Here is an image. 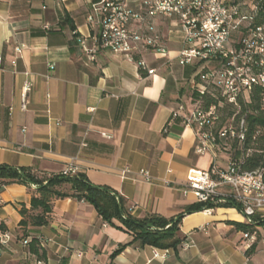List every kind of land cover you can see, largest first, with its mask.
Listing matches in <instances>:
<instances>
[{
    "label": "crops",
    "instance_id": "obj_1",
    "mask_svg": "<svg viewBox=\"0 0 264 264\" xmlns=\"http://www.w3.org/2000/svg\"><path fill=\"white\" fill-rule=\"evenodd\" d=\"M96 1L0 0V165L28 168L42 178L71 162L92 184L116 191L135 218L181 215L182 241L176 250L133 241L117 220L104 221L90 203L54 198L48 223L28 231L43 239L41 264H264V218L245 238L229 223L244 222L232 209L188 211L197 203L184 192L188 170L212 164L209 153L195 151L194 128L171 118L179 103L191 105L195 64L169 61L148 48L135 58L144 59L152 74L124 54L104 49L87 60L79 39L91 33L86 15ZM128 5L142 9L137 0ZM155 22L175 56L185 46L182 31L173 18L160 16ZM26 79L32 89L21 110ZM219 159L226 157L220 152ZM124 168L131 171L125 177ZM139 169L153 180H143ZM165 179L173 183L165 185ZM37 187L13 182L0 190V232L10 235L0 264H37L19 229L20 209L30 210ZM59 189L67 191L70 184ZM252 244L255 249L247 255ZM154 249L169 252L153 257Z\"/></svg>",
    "mask_w": 264,
    "mask_h": 264
},
{
    "label": "built area",
    "instance_id": "obj_2",
    "mask_svg": "<svg viewBox=\"0 0 264 264\" xmlns=\"http://www.w3.org/2000/svg\"><path fill=\"white\" fill-rule=\"evenodd\" d=\"M137 1L141 10H133L128 5L130 0L92 3L86 15L91 33L79 39L83 53L89 61L96 59L100 49L124 54L148 74L154 69L148 68L144 59L135 58L142 48L166 56L169 61L175 59L181 65L195 64L196 72L190 81L191 105L187 108L179 103L171 118H179L184 126L194 128L198 139L195 151L209 153L212 164L207 169L190 168L184 192L191 193L204 210L227 207L245 223L254 224L255 218H264L262 172L242 171L243 158L237 160L231 152L234 141L242 144L245 140V120L253 113L251 104L257 103L258 109L264 111V0ZM160 16L173 18V24L183 33L185 46L175 56H170L157 28L155 20ZM16 51L20 52V48ZM31 89V81L24 80L20 88L21 110L26 109ZM250 151L246 149V153ZM220 152L226 157L224 162L219 159ZM130 172L124 168L121 175L125 177ZM167 173L172 170L167 169ZM61 174L73 176L77 168L70 162ZM137 174L145 181L153 180L145 169H139ZM163 183L173 182L165 179ZM243 236L246 238L248 232ZM9 240V233L0 232V256ZM38 240L40 244L43 241L42 237ZM21 243L27 246L29 238ZM168 252L154 249L153 257H166Z\"/></svg>",
    "mask_w": 264,
    "mask_h": 264
},
{
    "label": "trees",
    "instance_id": "obj_3",
    "mask_svg": "<svg viewBox=\"0 0 264 264\" xmlns=\"http://www.w3.org/2000/svg\"><path fill=\"white\" fill-rule=\"evenodd\" d=\"M254 98H257V96L254 95ZM205 100L208 99L205 98ZM258 107L257 103L251 104L253 113L249 114L245 120L247 124L245 140L242 144L236 141L232 143L231 156L237 160L241 159V157L243 158L241 163L242 171L260 169L264 182V111L258 109ZM257 130H259L258 133H256ZM246 149H251V151L246 153ZM13 182L38 185L35 194L31 198L30 210L25 207L20 209L21 220L19 221V229L23 232L21 240L29 238L27 245L29 252L40 260L45 257L44 250L38 237L29 232H33V227L43 226L48 223L49 213L52 208L51 201L54 198L72 197L90 203L104 221L112 223L117 220L120 223L119 228L130 233L133 241L139 240L142 244L158 248H173L175 250L182 241L178 236V224L181 221V215L171 219L157 214H148L143 218H135L129 214L125 208L124 199L116 191L107 186L92 184L82 173L77 172L73 176H65L60 172L56 175L38 178L28 168L0 165L1 189ZM64 183L70 184L69 190L63 191L59 189ZM202 209H204V206L196 203L190 206L188 211ZM34 210L39 211L37 213L31 212ZM255 220L254 224L260 221L259 218H255ZM229 223L244 232H251L254 227V224L245 222L229 221ZM254 249L255 245L252 244L246 250V254L250 255Z\"/></svg>",
    "mask_w": 264,
    "mask_h": 264
},
{
    "label": "rangeland",
    "instance_id": "obj_4",
    "mask_svg": "<svg viewBox=\"0 0 264 264\" xmlns=\"http://www.w3.org/2000/svg\"><path fill=\"white\" fill-rule=\"evenodd\" d=\"M226 111H230V110H226ZM225 114H226V112H225Z\"/></svg>",
    "mask_w": 264,
    "mask_h": 264
}]
</instances>
